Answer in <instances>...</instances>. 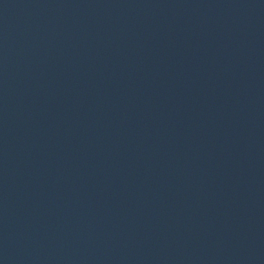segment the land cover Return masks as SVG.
<instances>
[{"label": "water", "instance_id": "1", "mask_svg": "<svg viewBox=\"0 0 264 264\" xmlns=\"http://www.w3.org/2000/svg\"><path fill=\"white\" fill-rule=\"evenodd\" d=\"M0 264H166L68 0H0Z\"/></svg>", "mask_w": 264, "mask_h": 264}]
</instances>
